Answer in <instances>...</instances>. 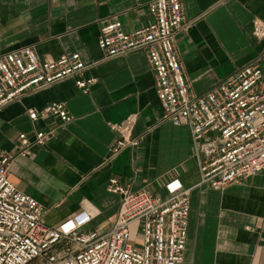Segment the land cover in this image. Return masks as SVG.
I'll return each instance as SVG.
<instances>
[{
  "label": "crops",
  "instance_id": "0c3cea01",
  "mask_svg": "<svg viewBox=\"0 0 264 264\" xmlns=\"http://www.w3.org/2000/svg\"><path fill=\"white\" fill-rule=\"evenodd\" d=\"M151 0H0V55L33 47L58 59L80 53L95 77L88 94L69 78L31 92L0 111V155L14 156L10 179L45 209L44 221L58 226L82 211L92 216L85 229L104 233L118 212L121 196L108 190L111 179L136 190L167 197V182L191 189L184 264H264V172L212 189L200 184L188 126L163 120L156 75L145 52L103 60L102 25L119 19L126 32L153 20ZM186 24L176 47L191 91L204 94L244 65L264 70V0H182ZM97 62L96 64H94ZM65 103L72 120L32 121L30 109ZM132 122L137 146L112 156L120 135L113 126ZM52 131L27 154L20 135L31 139Z\"/></svg>",
  "mask_w": 264,
  "mask_h": 264
},
{
  "label": "built area",
  "instance_id": "2783aa9c",
  "mask_svg": "<svg viewBox=\"0 0 264 264\" xmlns=\"http://www.w3.org/2000/svg\"><path fill=\"white\" fill-rule=\"evenodd\" d=\"M153 17L147 26L126 32L121 20L105 22L98 45L103 60L145 52L156 75L163 120L188 126L200 184L223 189L264 172V70L251 62L204 93L191 91L185 77L176 37L186 19L182 0H151ZM95 62L94 64H96ZM89 65L80 53L58 59L41 56L33 47L0 55V111L24 95L44 90L69 78L88 94L95 77L84 78ZM32 121L58 117L72 120L65 103L30 109ZM120 138L112 156L137 146L132 122L113 126ZM40 130L31 139L20 135L27 154L52 138ZM13 155H0V264H184L191 211V189L179 179L166 183L167 197L134 189L111 179L108 190L121 196L110 229L87 231L92 216L82 211L58 226L44 221L45 209L35 197L20 191L10 179Z\"/></svg>",
  "mask_w": 264,
  "mask_h": 264
}]
</instances>
